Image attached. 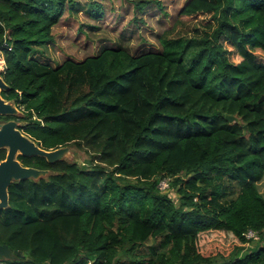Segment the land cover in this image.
I'll use <instances>...</instances> for the list:
<instances>
[{
    "label": "trees",
    "instance_id": "trees-1",
    "mask_svg": "<svg viewBox=\"0 0 264 264\" xmlns=\"http://www.w3.org/2000/svg\"><path fill=\"white\" fill-rule=\"evenodd\" d=\"M79 5L0 0L2 95L40 147L91 159L22 157L51 174L9 187L0 243L23 256L0 264H264V0H188L180 15L208 14L205 32L156 50L41 59Z\"/></svg>",
    "mask_w": 264,
    "mask_h": 264
},
{
    "label": "rangeland",
    "instance_id": "rangeland-1",
    "mask_svg": "<svg viewBox=\"0 0 264 264\" xmlns=\"http://www.w3.org/2000/svg\"><path fill=\"white\" fill-rule=\"evenodd\" d=\"M98 1L104 9L100 19L86 11L90 0H79L78 9L66 10L60 23L53 29V39L46 45L39 46L38 56L58 65L68 58L82 61L87 56L97 54L106 45H122L133 54L143 50H156L161 47L158 40L160 35H201L209 20L208 14L193 18L182 17L180 11L188 0ZM140 1L145 4L142 9L137 8ZM232 59L238 62L239 56L234 55ZM0 63H6L3 52L0 53ZM70 150L67 160L91 166V159L84 150L76 146L70 147ZM167 187L168 182L163 181L161 188L167 190ZM235 188L238 189V186L235 185ZM259 188L264 195V178L259 182ZM252 239L246 246L247 250L259 248V239Z\"/></svg>",
    "mask_w": 264,
    "mask_h": 264
},
{
    "label": "water",
    "instance_id": "water-1",
    "mask_svg": "<svg viewBox=\"0 0 264 264\" xmlns=\"http://www.w3.org/2000/svg\"><path fill=\"white\" fill-rule=\"evenodd\" d=\"M4 63V62H3ZM6 68V63L0 64V115L17 114L18 109L12 103L7 102L1 95L2 91H8L11 87L2 76ZM264 100V95L261 101ZM227 119L230 122L237 121L236 116L228 115ZM0 148L9 147L8 158L0 163V208L9 206L8 189L14 181L34 179L46 177L51 174L48 169H39L35 167L23 166L15 156L21 153L24 156L30 157H45L48 162L54 163L66 159L70 154V146L60 147L57 149H44L40 147L29 136L24 135L16 126L19 123L9 121L5 124H0ZM23 256L18 250H13L8 244L0 243V262L5 260H16Z\"/></svg>",
    "mask_w": 264,
    "mask_h": 264
},
{
    "label": "flooded vegetation",
    "instance_id": "flooded-vegetation-1",
    "mask_svg": "<svg viewBox=\"0 0 264 264\" xmlns=\"http://www.w3.org/2000/svg\"><path fill=\"white\" fill-rule=\"evenodd\" d=\"M4 91H2L3 93ZM1 93V95H2ZM2 97L7 101V102H10L12 103L15 107H17L18 109V113L17 114H11V115H0V124H5L9 121H16L19 123V126H16L17 129H19L24 135L26 136H29L26 134L25 132V127H26V124L20 120V116L22 114V109L20 107H18L14 102H11L10 100L6 99L3 95ZM2 127L0 126V129ZM30 137V136H29ZM8 155H9V147H1L0 148V163L4 160H6L8 158ZM22 157H30V156H24L22 155L21 153L17 154L15 156V158L23 165V166H27L24 162V160L22 159ZM45 158V157H44ZM31 167V166H29Z\"/></svg>",
    "mask_w": 264,
    "mask_h": 264
},
{
    "label": "built area",
    "instance_id": "built-area-1",
    "mask_svg": "<svg viewBox=\"0 0 264 264\" xmlns=\"http://www.w3.org/2000/svg\"><path fill=\"white\" fill-rule=\"evenodd\" d=\"M1 52H2V51L0 50V53H1ZM0 64H2V63H0ZM248 237H249V238H258L257 232L254 231V230H250V232H249V234H248Z\"/></svg>",
    "mask_w": 264,
    "mask_h": 264
}]
</instances>
